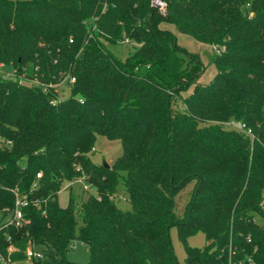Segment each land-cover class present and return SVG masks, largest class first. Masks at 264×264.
I'll use <instances>...</instances> for the list:
<instances>
[{"label":"trees","instance_id":"trees-1","mask_svg":"<svg viewBox=\"0 0 264 264\" xmlns=\"http://www.w3.org/2000/svg\"><path fill=\"white\" fill-rule=\"evenodd\" d=\"M165 1L161 12L152 0H0V221L15 189L30 198L27 223L0 222L12 261L31 242L44 254L31 264H83L65 256L80 239L84 264H180L176 225L185 243L209 240L187 245L185 264H264V0ZM163 21L216 46L210 83ZM124 39L134 48L121 59L109 44ZM64 80L72 94L60 99ZM99 134L121 141L107 165L89 155ZM79 178L97 193L77 233L59 191ZM120 184L130 209L113 199Z\"/></svg>","mask_w":264,"mask_h":264},{"label":"rangeland","instance_id":"rangeland-1","mask_svg":"<svg viewBox=\"0 0 264 264\" xmlns=\"http://www.w3.org/2000/svg\"><path fill=\"white\" fill-rule=\"evenodd\" d=\"M162 27L172 31L176 38L178 44L183 47L185 50L198 54L203 65L204 71L200 75L198 82L202 84H208L211 80L214 79L217 68L212 60L214 53L216 52V46L211 45L205 42L198 40L195 36L180 32L176 29L175 25L170 21H163ZM112 52L121 59H125L129 52L133 50L134 44L131 42H121L118 44H109ZM4 72H12L13 66L7 64L2 67ZM191 89L184 90L183 95H187ZM72 94L70 85L66 80L62 81L57 86V96L60 99L68 98ZM122 151L121 141L118 139L111 140L104 135H97L94 149L90 152V157L94 162L103 163V162H112V160L117 157ZM189 189L186 188L178 196L177 206L182 209L184 203L188 199ZM97 191L95 187L90 185L84 178L76 179L75 181L68 182L63 181L60 185L59 191V203L62 206H66L70 202V198L73 199L74 211L77 215V227L76 232L78 233L82 225V221L79 217V208L83 201H85L90 194H96ZM115 203L122 209L127 210L131 208L130 202L126 199L124 194L122 184L119 185L118 191L113 195ZM264 210V204H263ZM255 219L258 223L264 225V214L257 213ZM173 251L175 256L180 264H185L186 260V247H205L209 240L207 239L203 231H197L194 234L190 235L187 238V242H183L179 237L178 227L176 225L172 226L169 230ZM74 246L72 247V245ZM66 258L70 261L76 263H88L90 259V249L88 245L82 242L80 239H74L69 249L66 251Z\"/></svg>","mask_w":264,"mask_h":264},{"label":"built area","instance_id":"built-area-1","mask_svg":"<svg viewBox=\"0 0 264 264\" xmlns=\"http://www.w3.org/2000/svg\"><path fill=\"white\" fill-rule=\"evenodd\" d=\"M152 3L156 8L161 11L165 12L167 9V2L165 0H152ZM72 41V39H71ZM124 42H129L128 39H124ZM17 75L16 71L13 70L12 72H6V77H15ZM19 77L24 78V74L20 75ZM75 78H71V81H74ZM37 177L41 176V172L36 174ZM38 186L37 180L32 183V189ZM15 193V203L14 207L11 210V213L3 218L0 222H4L5 225L7 224H14L15 226H21L24 223H27L28 220L24 218L23 208L29 205L30 198L26 194H21L17 189L14 190ZM34 203H38V200H34ZM10 238H8L9 240ZM74 246V245H73ZM16 250V247L13 244H10L7 248L6 254L0 251V264H31L32 260L42 258L43 252L38 250L34 247V245L29 242L27 249L25 251V258L20 261H12V253ZM251 260V259H249Z\"/></svg>","mask_w":264,"mask_h":264},{"label":"water","instance_id":"water-1","mask_svg":"<svg viewBox=\"0 0 264 264\" xmlns=\"http://www.w3.org/2000/svg\"><path fill=\"white\" fill-rule=\"evenodd\" d=\"M103 163L107 165V163H106V162H103Z\"/></svg>","mask_w":264,"mask_h":264}]
</instances>
